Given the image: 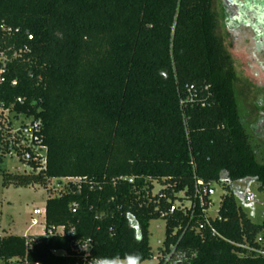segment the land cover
<instances>
[{"label":"trees","instance_id":"obj_1","mask_svg":"<svg viewBox=\"0 0 264 264\" xmlns=\"http://www.w3.org/2000/svg\"><path fill=\"white\" fill-rule=\"evenodd\" d=\"M212 2L0 0V24L16 30L17 47H30L7 75L17 85H0V99L36 101L48 149L43 174L2 173V184L74 179L47 197L43 234L0 236V264L142 262L152 257L149 222L159 218L157 264L172 250L185 255L178 264H264L256 241L264 220L253 223L230 188L252 178L262 189L264 163L238 107ZM245 8L264 36V4ZM213 181L224 194L210 218ZM195 187L207 193L199 199ZM179 192L190 206L170 212Z\"/></svg>","mask_w":264,"mask_h":264},{"label":"rangeland","instance_id":"obj_2","mask_svg":"<svg viewBox=\"0 0 264 264\" xmlns=\"http://www.w3.org/2000/svg\"><path fill=\"white\" fill-rule=\"evenodd\" d=\"M234 8L229 0H213L215 33L222 41L236 73V98L246 131L251 137V145L257 160L264 163V36L257 37L253 27L244 26L241 18L234 17ZM4 167L12 173L21 169L20 165L12 161L5 162ZM67 182L66 178H61L51 179L46 187L38 184L16 187L3 185L0 177V236L43 234L45 201L47 197L58 195ZM223 185L215 181L210 183L211 203L206 212L210 218L216 216L220 198L224 194ZM230 188L240 209L253 223L260 224L264 220V187L259 189L257 181L244 178L232 181ZM159 189L161 185L153 181L151 193L156 194ZM176 196L180 200L177 199L175 203L189 205L182 192ZM36 208L40 210V215H32V210ZM31 217L37 220V225L31 226ZM164 227L165 221L161 218L149 222L148 243L152 252L150 259L142 262L115 260L112 264H157V255H162ZM256 241L264 252V229L257 234ZM165 259L168 264H178L185 257L181 253H167Z\"/></svg>","mask_w":264,"mask_h":264},{"label":"built area","instance_id":"obj_3","mask_svg":"<svg viewBox=\"0 0 264 264\" xmlns=\"http://www.w3.org/2000/svg\"><path fill=\"white\" fill-rule=\"evenodd\" d=\"M15 33L16 30L14 31L10 27L0 24V85L5 82H8L11 86L17 85V79L8 80L7 75L21 54L27 53L30 50L28 43H24L18 47L16 46L15 42L11 40ZM26 40L27 42L31 41L32 35L26 34ZM194 97V86H186V100L192 101ZM202 105H204V103H202ZM36 106L35 100L27 101V99L22 96H17L10 100L0 99L1 179L2 173H12L4 167V163L7 161L15 162L21 166V169L14 172V174L39 175L43 174L46 170L48 149L44 141L42 121L40 117L37 116L39 108H36ZM66 179L71 181L74 180L73 178ZM206 193L207 187H195L194 194L198 196L199 199ZM175 202L170 206V212L176 208H188L190 206L189 200L188 206ZM200 204H202V202H200ZM206 212L207 210L205 213ZM40 214L41 212L39 209L36 208L32 210V215ZM30 224L34 226L37 225L38 222L31 217ZM61 232L62 228L58 227L54 230L50 229L48 234ZM172 253L173 250L171 254ZM165 256L163 258V264L167 263ZM182 256L185 257L184 254H182ZM97 264H104V262L97 261Z\"/></svg>","mask_w":264,"mask_h":264},{"label":"flooded vegetation","instance_id":"obj_4","mask_svg":"<svg viewBox=\"0 0 264 264\" xmlns=\"http://www.w3.org/2000/svg\"><path fill=\"white\" fill-rule=\"evenodd\" d=\"M259 1L262 2V4H264V0H229V2H231V4L234 5V7H235L234 8V14H233L234 17L241 18L242 19L241 22L243 23V25L248 26V27H252V26L249 23H247V21H246V16L249 14H248V10L245 7L247 6V8L248 7L252 8V5L257 4ZM254 32H256V31L254 30ZM257 37H259V36H257Z\"/></svg>","mask_w":264,"mask_h":264},{"label":"crops","instance_id":"obj_5","mask_svg":"<svg viewBox=\"0 0 264 264\" xmlns=\"http://www.w3.org/2000/svg\"><path fill=\"white\" fill-rule=\"evenodd\" d=\"M9 235V234H8Z\"/></svg>","mask_w":264,"mask_h":264}]
</instances>
